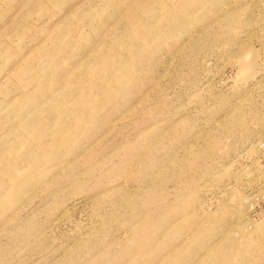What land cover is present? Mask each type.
Masks as SVG:
<instances>
[{
  "label": "rangeland",
  "instance_id": "1",
  "mask_svg": "<svg viewBox=\"0 0 264 264\" xmlns=\"http://www.w3.org/2000/svg\"><path fill=\"white\" fill-rule=\"evenodd\" d=\"M0 264H264V0H0Z\"/></svg>",
  "mask_w": 264,
  "mask_h": 264
},
{
  "label": "bare ground",
  "instance_id": "2",
  "mask_svg": "<svg viewBox=\"0 0 264 264\" xmlns=\"http://www.w3.org/2000/svg\"><path fill=\"white\" fill-rule=\"evenodd\" d=\"M241 65H242L241 71L243 73H248V72L251 73L253 71L252 74H254V69L252 70L253 67L251 64L242 63Z\"/></svg>",
  "mask_w": 264,
  "mask_h": 264
}]
</instances>
